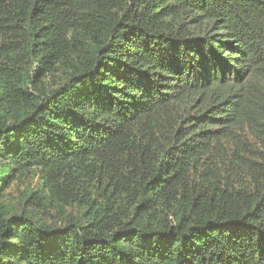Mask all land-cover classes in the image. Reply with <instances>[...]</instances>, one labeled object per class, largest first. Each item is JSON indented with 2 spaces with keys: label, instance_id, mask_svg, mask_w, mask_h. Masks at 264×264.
Masks as SVG:
<instances>
[{
  "label": "trees",
  "instance_id": "trees-1",
  "mask_svg": "<svg viewBox=\"0 0 264 264\" xmlns=\"http://www.w3.org/2000/svg\"><path fill=\"white\" fill-rule=\"evenodd\" d=\"M0 264H264V0H0Z\"/></svg>",
  "mask_w": 264,
  "mask_h": 264
}]
</instances>
